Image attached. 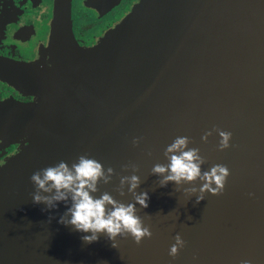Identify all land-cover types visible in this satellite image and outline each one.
Instances as JSON below:
<instances>
[{
  "label": "water",
  "instance_id": "95a60500",
  "mask_svg": "<svg viewBox=\"0 0 264 264\" xmlns=\"http://www.w3.org/2000/svg\"><path fill=\"white\" fill-rule=\"evenodd\" d=\"M120 2L84 3L103 15ZM71 7L55 0L52 47L68 64L58 90L6 106L25 115L9 136L29 145L0 171V264H264V0H138L91 46L74 37ZM221 131L231 133L226 148ZM177 136L199 149L202 172L227 166L223 188L201 190L200 178L160 185L153 165L168 163ZM82 154L113 169L93 195L130 202L121 177H140L150 198L136 212L150 236L87 243L59 222L65 202H34L50 193L31 174ZM177 235L184 244L172 256Z\"/></svg>",
  "mask_w": 264,
  "mask_h": 264
},
{
  "label": "clouds",
  "instance_id": "9594fccd",
  "mask_svg": "<svg viewBox=\"0 0 264 264\" xmlns=\"http://www.w3.org/2000/svg\"><path fill=\"white\" fill-rule=\"evenodd\" d=\"M221 148L229 146L230 132L221 131ZM206 139V136L204 137ZM187 136H177L165 148L168 163H156L152 171L160 175V185L166 186L169 181L177 185L184 181H193L200 178L205 181L201 190L210 189L218 192L224 186L229 174V169L223 164H214L210 170H201L203 157L199 149L189 148ZM111 167L105 172L101 161L87 155H80L78 160L71 165L65 160L48 165L31 174V180L37 189L49 195H43L41 191L33 194L34 202H44L49 208L56 207L57 202L63 201L68 206L66 212L59 218V222L71 225L74 230L83 233L82 240L91 243L105 233L115 244L117 235L130 234L137 243L151 232L143 224L136 212V204L147 208L149 203L148 191H137L140 177L133 173L130 176L121 177V185H127V190L133 194V200L124 202L115 199L109 192H103L99 196L93 195L98 190L101 179L108 182L111 179ZM217 187H212V183ZM123 191V188L121 189ZM195 191V189H192ZM184 241L177 235L176 242L169 248V255L175 256ZM240 264H252L251 260H242Z\"/></svg>",
  "mask_w": 264,
  "mask_h": 264
},
{
  "label": "flooded vegetation",
  "instance_id": "af4514ba",
  "mask_svg": "<svg viewBox=\"0 0 264 264\" xmlns=\"http://www.w3.org/2000/svg\"><path fill=\"white\" fill-rule=\"evenodd\" d=\"M136 1L121 0L99 15L85 5V0H72L74 37L80 44L91 46ZM54 12L55 0H0V171L11 170L13 159L29 145L28 135L9 136L8 125L25 115L6 106L14 102L37 105L35 93L58 90L55 82H60L68 70L65 49L56 42L58 34L54 37L57 45L52 47Z\"/></svg>",
  "mask_w": 264,
  "mask_h": 264
}]
</instances>
